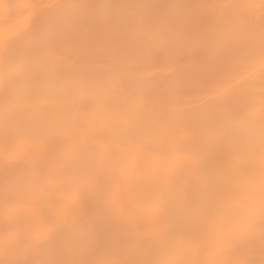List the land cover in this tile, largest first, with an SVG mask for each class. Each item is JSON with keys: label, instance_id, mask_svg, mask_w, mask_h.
Segmentation results:
<instances>
[{"label": "bare ground", "instance_id": "obj_1", "mask_svg": "<svg viewBox=\"0 0 264 264\" xmlns=\"http://www.w3.org/2000/svg\"><path fill=\"white\" fill-rule=\"evenodd\" d=\"M12 113L22 160L78 183L36 264H264V0H0Z\"/></svg>", "mask_w": 264, "mask_h": 264}, {"label": "rangeland", "instance_id": "obj_2", "mask_svg": "<svg viewBox=\"0 0 264 264\" xmlns=\"http://www.w3.org/2000/svg\"><path fill=\"white\" fill-rule=\"evenodd\" d=\"M11 115H14V116H12V117H17V115L16 114H11ZM16 115V116H15ZM13 119V118H12ZM18 121V119L16 118L15 119V121H13V120H11L12 122H14V123H12V122H7V123H5V125L6 124H8V125H6V127L8 126H11V123H12V130L10 131V134H9V136H8V131H6V132H3V133H7L6 135H5V137L4 138H0V142L2 143L1 145L2 146H4V150H3V148L1 149V150H3V152L4 153H6V152H8V153H6V155L9 157V152H12V156L15 158L14 160H11L12 162H9V161H7L6 159H7V156L6 155H4L3 157H2V160H4V161H2L1 159H0V161H2L3 163L5 162H8V164L7 165H10L9 163H11V165L9 166V167H7L8 168V170L9 171H11V169H12V171H11V173H9V175H10V177H9V175H8V178H7V176H4V178H0V213H2V214H0V248H1V250H0V264H13L12 262L14 261V264H16L15 263V261H16V257L18 256V254L20 255V256H18L17 258L19 259V257H20V259L21 260H24V259H22V258H24L25 256V258H27V256H28V259L29 260H27V259H25V260H27L28 262H25V260L23 261V262H25V263H23L22 261V264H28V263H32V264H36V262L38 261V259H39V256H41V255H44V253L46 252V250H47V248H48V246L50 245V240H51V236H53L54 235V237H55V234L57 233V230H58V228L61 226V224H62V221L64 220V216H66L65 214L67 213V215H70V216H72V215H74V214H72V213H75L76 212V207L74 206V202H73V200L71 199L72 198V196H73V194L75 193V190H77L78 189V183L77 182H73V181H70V180H66L65 182H63L62 180H63V178H62V171H61V163H62V161H64V159L62 158V156H59V157H56V158H54L53 160H52V165H50V166H48L47 168H46V170H45V172L44 173H42V172H40V171H38L36 168L34 169V167H33V165L29 162V157H27V158H25V161L24 160H22V158H23V156H27V155H24L23 153H25L24 151H28L27 150V147H28V145H27V147L25 148V146L22 148V146H21V143H23V141H24V143H25V141H28V138H31L32 140H35V139H37V138H39L37 135H35V131H32L31 132V130H29L30 132H26V131H28V130H26L25 131V129H23V127L21 128V126L17 123L16 124V122ZM10 124V125H9ZM2 125V124H1ZM1 125H0V127H1ZM16 125L18 126V127H20L22 130H24V132L22 133V132H20V131H22L20 128H15L16 127ZM4 127V129L3 128H1L2 130H0V131H5V129L7 130V128L5 127V126H3ZM9 128H11V127H9ZM17 129L16 131H15V129ZM14 129V130H13ZM20 130V131H19ZM12 131H14V134H15V136H16V141L14 140V138H15V136H14V134H12ZM17 132H20L21 133V135L19 136L18 134H17ZM35 132V133H34ZM3 133H0V137H3L4 136V134ZM37 134V133H36ZM2 135V136H1ZM23 135V136H22ZM24 135H25V137H24ZM11 136V137H10ZM18 136V137H17ZM22 136V137H21ZM20 137V138H19ZM9 138H12V139H9ZM9 139V140H8ZM18 139V140H17ZM10 140H12V141H15V142H12L11 143V141ZM19 140H21V141H19ZM5 141V142H4ZM9 141V142H8ZM4 142V143H3ZM29 142V141H28ZM8 145V147H10L11 148V150H10V148H8L7 147V145ZM9 143V144H8ZM19 143V144H18ZM5 144V145H4ZM18 144V145H17ZM1 145H0V147H1ZM16 145H17V148H16ZM6 147V148H5ZM20 148V149H19ZM32 149V148H31ZM15 150V152L16 151H21L20 153L18 152V154L17 153H13V151ZM55 152V154H57L56 153V151H54ZM3 153V154H4ZM22 153V154H21ZM16 156H15V155ZM19 154H21V156L19 155ZM10 156H11V153H10ZM11 156V157H12ZM19 156V158H16V157H18ZM15 161H17L18 162V164H17V162H15ZM19 161H20V163H19ZM4 163V164H5ZM12 163H15V164H17V166L15 167L14 166V164H12ZM1 166H3V165H1ZM26 168H25V167ZM12 167H14V168H12ZM31 167V168H30ZM14 169V170H13ZM32 170V171H31ZM33 170H34V172H33ZM25 172V174H26V178H27V180H28V183H29V185H31L32 187H33V189H35V191L34 192H28V191H26V193H25V190H22V192H21V190H15V189H13L12 188V186H10V184H11V179L14 177V178H17L18 177V175L21 173V172ZM36 171V172H35ZM30 173V174H29ZM32 173V174H31ZM30 175H31V177H30ZM62 175V176H61ZM29 176V177H28ZM7 179H6V178ZM49 177H51L52 179V181L50 180V179H48ZM4 180V181H3ZM30 180V181H29ZM49 180V182H51V184H53L52 186H53V188H50V189H48V190H44V188H43V185H45V183L47 182ZM4 182V183H3ZM52 182H54V183H52ZM2 183V184H1ZM36 183V184H35ZM34 184V185H33ZM70 184V185H69ZM35 186V187H34ZM38 187V188H37ZM6 188H8V189H6ZM37 189V190H36ZM18 191V192H17ZM60 191V192H59ZM28 192V193H27ZM35 192H37V193H35ZM64 192V193H63ZM62 193V194H61ZM66 193V194H65ZM32 194V197L30 196ZM50 194V195H49ZM61 194V195H60ZM10 195V196H9ZM35 196V199H33V197ZM54 195V196H53ZM66 195V196H65ZM69 195V196H68ZM68 196V197H67ZM66 197V198H65ZM19 198V199H18ZM39 198V199H38ZM18 199V200H17ZM64 199H66V200H64ZM64 200V201H63ZM72 200V201H71ZM10 201V202H9ZM12 201V202H11ZM15 201V202H14ZM17 204V205H15V204ZM26 203H28V205H30V206H28ZM30 203V204H29ZM50 203H52L53 205H50ZM71 203H72V205L74 206V207H72V205H71ZM13 204L14 206H11V205ZM21 205V207H22V209H21V207H20V205ZM26 204V205H25ZM31 204H32V206H33V208L34 209H32V210H34V211H32V210H29V209H31L32 208V206H31ZM35 204H37L38 205V207H37V205H35ZM44 204H45V206H44ZM57 206H56V205ZM69 204V205H68ZM35 205V206H34ZM63 206V207H62ZM66 206H67V208H68V212H66ZM4 207H6V208H4ZM8 207L9 208H12V210H10V209H8ZM13 207H16V209L15 208H13ZM29 207V208H28ZM42 207V208H41ZM56 207H57V211H55L56 210ZM71 207H72V209H71ZM20 208V209H19ZM27 208V209H26ZM41 208V209H40ZM53 208V209H52ZM61 210H60V209ZM62 208H63V210H62ZM74 208V209H73ZM3 209V210H2ZM8 209V210H7ZM26 209V211H25V213H24V210ZM37 209V211H35ZM40 209V210H39ZM51 209V210H50ZM19 210H22V211H19ZM47 210V211H46ZM65 210V211H64ZM69 210H71L72 211V213H71V211H69ZM3 211H4V213L5 214H3ZM10 213V212H12L13 213V217H12V213H8V212ZM29 211V212H28ZM43 213H42V212ZM53 211H55L56 213H54ZM7 212V213H6ZM20 212V213H19ZM53 212V213H52ZM58 212H60V213H58ZM66 212V213H65ZM70 212V213H69ZM24 213V214H23ZM69 213V214H68ZM31 214V215H30ZM72 214V215H71ZM77 214V213H76ZM4 215V216H3ZM9 215V216H8ZM11 215V216H10ZM16 215H18L17 216V220L15 219L16 217ZM25 215V216H24ZM27 215H29V216H27ZM62 215H64V216H62ZM34 216V217H33ZM52 216V217H51ZM61 216L63 217V218H61ZM54 217V219H52ZM14 218V219H13ZM57 218H58V221H57ZM7 219H9V220H11V221H7ZM37 219V220H36ZM43 219V220H42ZM60 219H63V220H60ZM12 220H13V222H12ZM19 221L18 222V224H16L17 222L16 221ZM41 220V221H40ZM37 221V222H36ZM43 221V222H42ZM49 221H50V224H49ZM7 222V223H6ZM14 222H16V223H14ZM41 224H40V223ZM48 222V223H47ZM54 222V223H53ZM58 222H60V223H58ZM65 222V220L63 221V224H65L64 223ZM22 223H23V225H22ZM68 223V222H67ZM66 223V224H67ZM5 224H7V225H5ZM14 224V225H13ZM48 224V225H47ZM9 225V226H8ZM22 225V226H21ZM42 226H44V227H42ZM47 226V227H46ZM48 226H55V227H50V229H52V230H50L49 228H48ZM44 228V229H43ZM19 229H20V231H19ZM22 229V230H21ZM43 229V230H42ZM16 230V231H15ZM24 230V231H23ZM27 230V231H26ZM31 230V231H30ZM34 230V231H33ZM46 232H45V231ZM48 230H50L51 232H49L48 233ZM14 232V234H13V232ZM46 233V240H42V237H45V236H43L45 233ZM20 232H22L21 234H20ZM25 232H27V234L25 233ZM36 232V233H35ZM43 233V235H41L42 233ZM18 233V234H17ZM39 233H41L40 235H39ZM35 234H36V236H35ZM50 234H51V236H50ZM13 235V236H12ZM16 235H17V237H19V239L18 238H16L15 239V237H16ZM20 235V236H19ZM34 235V236H33ZM12 236V237H11ZM40 236V237H39ZM51 238H50V237ZM9 237H10V239H9ZM49 237V238H48ZM33 238H35V239H33ZM48 238V239H47ZM3 239V240H2ZM6 241H5V240ZM19 243V242H22L23 243V245L21 244V243H19V244H16L17 242L15 241V240ZM22 239H24V240H22ZM30 239H33V240H30ZM38 239H41L43 242H42V244H40V242L39 241H41V240H39L38 241ZM45 239V238H44ZM50 239V240H49ZM53 239V238H52ZM22 240V241H21ZM36 241H38L39 242V244L36 242ZM32 242V243H31ZM34 242V243H33ZM29 243H30V245H29ZM15 245V246H14ZM41 245V247H39ZM9 246H10V249H9ZM12 246V247H11ZM14 246V247H13ZM41 248L40 249V251H39V248ZM25 250H26V252H25ZM8 251V252H7ZM17 251H19L18 253H17ZM27 251H28V253H27ZM4 252H5V254H4ZM6 252H7V254H6ZM15 252H16V254H15ZM32 252H34V253H32ZM39 252H43V254L42 253H39ZM23 253V254H22ZM32 253V254H31ZM1 254H2V257H5V256H7L9 259H7L6 257L4 258V259H2L1 258ZM34 254H36L35 256L37 257V258H35L34 257ZM23 255H24V257H23ZM13 256V257H12ZM35 259H34V258ZM13 258V260L11 261V259ZM33 258V260H31ZM74 258V257H73ZM3 260V261H2ZM10 260V262H8V261ZM35 260V261H34ZM5 261V262H4ZM31 261V262H30ZM33 261L35 262V263H33ZM74 261V260H73ZM7 262V263H6ZM19 262H20V260H19ZM20 262V263H21ZM19 263V264H20ZM18 264V263H17Z\"/></svg>", "mask_w": 264, "mask_h": 264}]
</instances>
